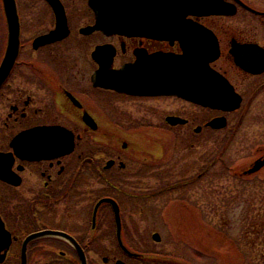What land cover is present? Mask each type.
<instances>
[{"label":"flooded vegetation","instance_id":"1","mask_svg":"<svg viewBox=\"0 0 264 264\" xmlns=\"http://www.w3.org/2000/svg\"><path fill=\"white\" fill-rule=\"evenodd\" d=\"M59 1L67 33L40 43L43 35L57 28L53 6L48 0H27L23 10L15 0L19 22L18 53L0 83V106L6 107L0 109V264H21L23 255L25 264L171 262L159 259L164 254L143 248L139 227L136 236L128 231L127 209L131 214L137 208L128 206L126 198L137 195L128 188L134 182H124L117 175L126 169V156L132 145L116 133L123 128L121 124H116V130L111 129L112 115L107 98L115 94L150 99L155 102L152 106L158 105L160 98H171L174 106L178 99L180 107L167 112L164 122L172 128L192 127L191 133L196 136L229 128L222 133L225 138L218 150L221 156L249 119L247 110L252 106H264V0H218L219 13L189 15L184 20L189 27L179 28L178 38L101 30L82 32V27L95 21L88 2L92 20L78 26L79 36H75V0ZM94 33H99L101 39L90 50L94 66L85 84L81 83V79L85 80L83 71L75 66V37L91 38ZM208 36L211 47L212 37L216 45V57L210 61L216 76L211 79L230 91L232 102L239 100L235 109L212 108L175 94L121 92L93 82L99 60L108 58L112 52L113 68L139 59L142 82L150 80L154 85L159 83V76L155 77L153 71L148 76L143 74L150 71L156 54H182L188 50L196 58L207 57ZM7 38V20L0 0V63ZM201 71L200 68L199 73ZM196 79L199 80L196 86L202 89L207 76L200 75ZM183 103L211 110L213 114L209 117L186 114ZM233 112L240 114L232 117ZM168 115L179 116L184 122L169 123ZM214 117H224L225 124L217 128L209 125ZM257 118L255 116L250 122H258ZM36 126L58 127L61 147L38 155L29 150L21 151V148L16 150L11 145L21 131ZM112 140H115L114 145ZM253 150L255 157L232 170L234 176L247 177L264 167L263 164L249 171L254 161L264 158V145L256 144ZM209 168L206 165L196 177L200 178ZM225 169L229 168L225 166ZM82 171H89L108 190L96 197L95 186L80 178ZM103 198L114 202L101 200ZM97 248L106 252H96Z\"/></svg>","mask_w":264,"mask_h":264},{"label":"rangeland","instance_id":"2","mask_svg":"<svg viewBox=\"0 0 264 264\" xmlns=\"http://www.w3.org/2000/svg\"><path fill=\"white\" fill-rule=\"evenodd\" d=\"M18 1L25 10L27 0ZM91 20L87 0H75V36H79L78 26ZM100 39L99 33L91 38L75 37V66L85 76L81 83L88 84L94 66L90 50ZM177 100L172 106L171 98H160L152 106L150 99L115 94L107 98L111 129L121 124L123 128L116 133L132 145L126 169L117 173L124 182H134L128 188L137 195L126 198L128 206L137 208L131 214L127 209L128 231L136 236L139 227L143 248L164 254L160 260H172L159 264H264V167L247 177L232 172L255 157L256 144L264 145V106L247 110L249 119L219 156L225 138L222 133L229 128L196 136L192 127L168 126L164 115L180 107ZM183 106L186 114H213L186 103ZM255 116L258 122H250ZM206 165L208 171L196 177ZM80 178L95 186L96 197L108 190L89 171H82ZM154 231L159 232V241L151 238ZM96 252L106 251L97 248Z\"/></svg>","mask_w":264,"mask_h":264},{"label":"water","instance_id":"3","mask_svg":"<svg viewBox=\"0 0 264 264\" xmlns=\"http://www.w3.org/2000/svg\"><path fill=\"white\" fill-rule=\"evenodd\" d=\"M57 15V28L47 35L40 43L50 41V38L61 37L67 32L66 18L62 4L59 0H48ZM5 12L8 38L7 45L0 63V83L9 72L18 53L19 47V22L15 0H2ZM88 4L94 11L95 22L81 28L82 32L89 33L100 29L106 33L144 34L161 38H178L176 34L179 28H187L184 21L190 14L210 15L220 11L218 0H88ZM210 36V35H209ZM208 36V43L210 37ZM213 46L209 43L207 57L196 58L188 50L182 54H156L150 71L154 76H159V83L152 85L151 81L142 82L139 70L140 62L136 59L115 69L112 67V52L108 58L99 60V68L92 76L96 85L113 88L115 90L133 94H175L213 108L232 110L238 107V99L232 102L230 91L217 85L212 76H216L209 66V61L216 57V45L212 37ZM99 51L93 52V57ZM200 68L202 71L199 73ZM207 76V82H203L202 89L196 86L199 82L196 78ZM146 79V78H145ZM166 120L175 124L184 122L179 116L168 115ZM209 125L217 128L225 124L224 117H214ZM59 129L56 126H36L21 131L16 135L11 145L21 151L29 150L31 153L46 155L49 151L61 147ZM264 164L263 159L254 161L249 171H254ZM101 200H111L103 198ZM116 217L119 222L118 210ZM155 241L160 240L159 232L152 233ZM82 254V253H81ZM3 256L1 255V259ZM84 258V257H83ZM23 261L21 264H25Z\"/></svg>","mask_w":264,"mask_h":264}]
</instances>
